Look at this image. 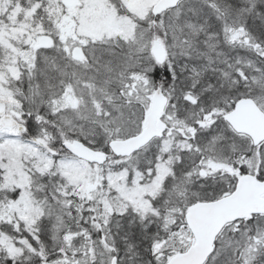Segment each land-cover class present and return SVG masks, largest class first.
I'll return each mask as SVG.
<instances>
[{"label": "snow or ice", "instance_id": "snow-or-ice-1", "mask_svg": "<svg viewBox=\"0 0 264 264\" xmlns=\"http://www.w3.org/2000/svg\"><path fill=\"white\" fill-rule=\"evenodd\" d=\"M0 264H264V0H0Z\"/></svg>", "mask_w": 264, "mask_h": 264}]
</instances>
